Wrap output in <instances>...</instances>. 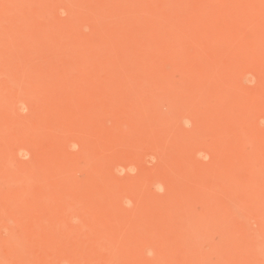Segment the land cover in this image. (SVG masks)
<instances>
[{"label": "rangeland", "instance_id": "obj_1", "mask_svg": "<svg viewBox=\"0 0 264 264\" xmlns=\"http://www.w3.org/2000/svg\"><path fill=\"white\" fill-rule=\"evenodd\" d=\"M0 260L264 264V0H0Z\"/></svg>", "mask_w": 264, "mask_h": 264}, {"label": "clouds", "instance_id": "obj_2", "mask_svg": "<svg viewBox=\"0 0 264 264\" xmlns=\"http://www.w3.org/2000/svg\"><path fill=\"white\" fill-rule=\"evenodd\" d=\"M63 14H65V13L62 12V15H63ZM75 147H76V146L74 145L73 148L75 149ZM204 158L207 159V157H204ZM156 187H157V190H158V191H161V192L163 191V185H157ZM126 204H127L128 206H130V205H131V202H130V201H126ZM152 255H154V253L149 252V256H152ZM0 264H5V262H4L3 260H0Z\"/></svg>", "mask_w": 264, "mask_h": 264}]
</instances>
